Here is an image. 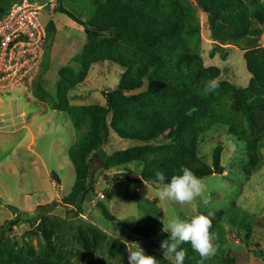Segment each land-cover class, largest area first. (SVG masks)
Returning a JSON list of instances; mask_svg holds the SVG:
<instances>
[{
  "label": "rangeland",
  "instance_id": "obj_1",
  "mask_svg": "<svg viewBox=\"0 0 264 264\" xmlns=\"http://www.w3.org/2000/svg\"><path fill=\"white\" fill-rule=\"evenodd\" d=\"M34 1L44 5L39 18L44 25L52 23L53 29L45 43V58L43 56L32 76L28 93L18 92L0 102V238L3 240H0V248L3 245L4 251L21 254L31 262L51 258L54 250L73 264H110L106 253L86 255L80 245L79 230L93 226L108 238L118 240L124 249L123 241L138 242L144 252L163 256V252L150 247L149 240L125 232L121 223L150 224L163 229L162 223L172 216L190 222L197 215L226 211L228 217L234 219L223 218L213 226L216 254L232 258L237 264H264V148L261 165L248 170L246 147L240 140L228 136L225 126L209 130L197 144L196 155L208 166L215 147L222 146L223 173L203 178L204 190L192 203L160 202L155 195L159 184L143 180L138 184L127 183L116 168L102 169L99 161H93L94 190L85 197L83 212L65 214L61 201L70 194L76 181L74 167L67 156L68 148L91 133L86 110L104 106L103 93L113 91L124 78L125 60L131 61V57L111 52L101 44L103 41H88L86 27L54 12L56 0ZM62 1L73 10L105 2ZM182 1L194 12L201 38L195 54L204 66L218 68L222 81L247 87L250 75L243 59V46L225 49V61L220 57L221 51L214 49L215 56L210 59L208 54L217 43L209 39L206 15L196 0H179ZM261 1L264 4V0ZM243 32L249 34L246 30ZM224 34L236 37L235 31L227 26H224ZM252 38L257 40L259 50L264 51V31ZM85 49L84 60L79 59ZM61 71L70 79L63 83H77L74 75H82V78L76 86L66 88L60 80ZM59 85L64 92H58ZM62 93L66 94L68 105L83 111L79 122L69 113V106L64 108ZM164 141L162 137L154 144ZM134 145L111 133L102 150L109 155ZM121 169L129 178L140 176V165L125 164ZM52 174L56 177L52 178ZM97 203H103L116 221L102 217ZM39 207L43 209L37 213ZM18 214L31 220L21 221L10 232L2 233L7 221ZM44 232L49 235L48 240L44 239ZM82 234L88 240L92 231L85 230ZM125 253L127 256L126 249Z\"/></svg>",
  "mask_w": 264,
  "mask_h": 264
},
{
  "label": "trees",
  "instance_id": "obj_2",
  "mask_svg": "<svg viewBox=\"0 0 264 264\" xmlns=\"http://www.w3.org/2000/svg\"><path fill=\"white\" fill-rule=\"evenodd\" d=\"M16 1L19 0H0V17ZM196 3L206 15L209 39L217 43L208 54L210 59L215 56L214 49L221 51L220 57L225 61V49L243 46V59L250 75L247 87H236L220 80L219 69L205 67L202 59L195 54L201 43L199 27L193 10L183 1L105 0L104 3L73 10L71 6L67 8L62 0H56L54 12L86 27L88 41H103L101 44H105L111 52L131 57V61L125 60L124 78L113 91L103 93L104 106L88 107L86 110L91 133L68 148L67 156L74 167L76 181L70 194L61 201L65 214L83 212L85 197L94 190L95 181L91 178L93 161H99L102 169L116 168L127 183L133 184L142 180L159 184L155 180L156 171H162L165 183H168L172 176L182 175L181 167L190 169L201 179L221 175L222 146L217 145L213 150L209 166L196 155L198 142L216 127L225 126L227 135L240 140L246 147L248 170L261 165V150L264 148V51L259 50L257 40L252 37H259L264 31L263 1L196 0ZM224 26L234 30L236 37L225 35ZM45 29L46 43L53 29L52 23L45 24ZM243 30L249 34L245 35ZM46 48L47 45L44 58ZM85 53L86 49L79 59L84 60ZM63 71L60 80L66 88L76 86L78 79L82 78V75H74L77 83H63L70 81L68 75H62ZM69 74L72 77V73ZM210 79H216L219 88L206 94L203 89ZM60 85L58 92H64ZM62 95L64 108L69 106V113L79 122L83 111L68 105L66 94ZM193 108L195 111L189 114ZM111 133L135 145L108 155L102 147L108 143ZM162 137L165 140L163 143L154 144ZM130 163L143 165L138 178H129L121 169ZM55 177L52 174V178ZM97 208L106 220L116 221L103 203H97ZM42 209L39 207L37 213ZM210 218V231L213 233L216 222L230 216L226 211H219ZM29 220L30 217L18 214L7 221L1 232H10L21 221ZM49 224L53 225L52 222ZM121 225L125 232L149 240L150 247L163 252L160 244L168 239L169 234L160 227L150 224ZM85 230L92 231L88 240L82 234ZM79 231L80 245L86 255L106 253L110 264H128L124 246L118 240L108 238L93 226ZM43 234L48 240L49 235L46 232ZM2 246L0 264H73L54 250L51 258L31 262L21 254L4 251ZM181 247L187 252L184 264H200V256L189 243ZM144 253L155 257L159 264H172L155 252ZM259 254L263 255L262 252ZM81 255L78 253V256ZM80 261L83 262V259ZM204 264L237 262L215 254Z\"/></svg>",
  "mask_w": 264,
  "mask_h": 264
},
{
  "label": "clouds",
  "instance_id": "obj_3",
  "mask_svg": "<svg viewBox=\"0 0 264 264\" xmlns=\"http://www.w3.org/2000/svg\"><path fill=\"white\" fill-rule=\"evenodd\" d=\"M218 88L219 82L216 79H210L206 81L203 90L206 94H210ZM194 111L193 108L189 114ZM180 171L182 175L172 176L168 183H165L164 173L156 171L155 180L160 187L156 189L155 195L160 202L190 204L201 195L204 190L202 179L186 167H181ZM211 215V213L207 216L197 215L190 222L172 216L162 223V231L169 234L168 239L160 244L163 256L167 257L172 264H184L187 252L181 245L185 243H189L192 250L200 256V264H204V261L215 256L218 249L214 243L215 235L210 231L212 226ZM225 227L228 225L225 224ZM123 243H125L128 254V264H159L155 257L144 253L138 242L123 241Z\"/></svg>",
  "mask_w": 264,
  "mask_h": 264
},
{
  "label": "built area",
  "instance_id": "obj_4",
  "mask_svg": "<svg viewBox=\"0 0 264 264\" xmlns=\"http://www.w3.org/2000/svg\"><path fill=\"white\" fill-rule=\"evenodd\" d=\"M43 9L35 1L19 0L0 17V102L28 93L44 56L46 29L39 18Z\"/></svg>",
  "mask_w": 264,
  "mask_h": 264
},
{
  "label": "water",
  "instance_id": "obj_5",
  "mask_svg": "<svg viewBox=\"0 0 264 264\" xmlns=\"http://www.w3.org/2000/svg\"><path fill=\"white\" fill-rule=\"evenodd\" d=\"M143 181H146V180H143Z\"/></svg>",
  "mask_w": 264,
  "mask_h": 264
}]
</instances>
